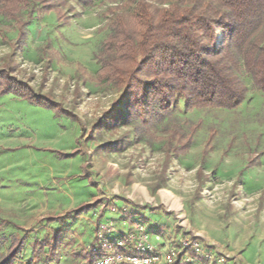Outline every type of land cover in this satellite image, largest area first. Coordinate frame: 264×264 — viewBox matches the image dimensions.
I'll list each match as a JSON object with an SVG mask.
<instances>
[{
	"label": "rangeland",
	"instance_id": "rangeland-1",
	"mask_svg": "<svg viewBox=\"0 0 264 264\" xmlns=\"http://www.w3.org/2000/svg\"><path fill=\"white\" fill-rule=\"evenodd\" d=\"M64 1L72 8L63 5L67 21L35 13L11 62L0 39V70L14 65L12 77L78 120L0 94V220L7 223L0 257L12 237L26 235L12 264H88L101 225L113 226L109 240L127 231L124 208L130 220L144 221L152 243L197 235L236 259L231 264H264V95L241 74L247 94L236 110L186 112L181 101L169 120L147 129L113 122L124 110L122 102L113 108L120 93L94 80L113 0H94L92 9ZM0 26L15 39L12 21L0 15ZM183 121L197 127L191 147L165 167L160 139L167 125Z\"/></svg>",
	"mask_w": 264,
	"mask_h": 264
},
{
	"label": "trees",
	"instance_id": "trees-1",
	"mask_svg": "<svg viewBox=\"0 0 264 264\" xmlns=\"http://www.w3.org/2000/svg\"><path fill=\"white\" fill-rule=\"evenodd\" d=\"M71 1L81 9L95 7L94 0ZM112 4L104 13L109 34L95 54L99 69L94 80L120 93L113 108L122 102L124 110L113 113V122L122 118L133 122L136 132L141 126L147 129L153 121L169 120L181 101L186 112L236 110L247 94L241 74L264 95V0H113ZM63 5L72 9L64 0H0V15L13 22L16 32L10 40L0 26V39L13 52L7 62L14 52L21 55L33 15L54 12L58 22L67 21ZM13 68L0 70V94H12L78 121L52 99L12 77ZM196 131L185 121L165 127L160 139L165 167L188 153ZM207 143L204 156L210 153ZM92 207L82 205L75 214ZM54 220L49 217L46 222ZM6 224L0 220V229ZM26 240V235L12 237L0 264H12Z\"/></svg>",
	"mask_w": 264,
	"mask_h": 264
},
{
	"label": "built area",
	"instance_id": "built-area-1",
	"mask_svg": "<svg viewBox=\"0 0 264 264\" xmlns=\"http://www.w3.org/2000/svg\"><path fill=\"white\" fill-rule=\"evenodd\" d=\"M120 210L112 208V212L120 213ZM126 213L122 208L121 223L127 231L119 233L117 239L107 238L114 232L111 224L98 229L89 251L91 264H231L236 261L215 246L203 243L197 235L152 243L144 221L130 220Z\"/></svg>",
	"mask_w": 264,
	"mask_h": 264
},
{
	"label": "bare ground",
	"instance_id": "bare-ground-1",
	"mask_svg": "<svg viewBox=\"0 0 264 264\" xmlns=\"http://www.w3.org/2000/svg\"><path fill=\"white\" fill-rule=\"evenodd\" d=\"M161 195L168 199L167 194L164 195L163 192H161Z\"/></svg>",
	"mask_w": 264,
	"mask_h": 264
}]
</instances>
